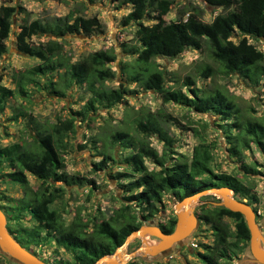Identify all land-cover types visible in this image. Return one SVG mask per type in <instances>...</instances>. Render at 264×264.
Returning <instances> with one entry per match:
<instances>
[{"label":"trees","instance_id":"obj_1","mask_svg":"<svg viewBox=\"0 0 264 264\" xmlns=\"http://www.w3.org/2000/svg\"><path fill=\"white\" fill-rule=\"evenodd\" d=\"M84 1L94 0H80L79 4ZM171 1L121 0L122 3H130L131 9L123 15L122 21L136 24L134 36L137 45L122 43L121 51L135 56L130 60L117 62L119 82L115 86L105 84L106 80L114 76L112 62L116 59V53L106 48L91 51L79 60L64 65L65 69L55 79L47 80V92L63 96L73 84L81 85L88 96L76 114L85 118L89 111L98 107L107 108L124 102L125 95L129 92L127 85L134 82L144 90L157 93L162 102L179 103L196 113L208 112L225 121L223 127L229 155L240 156L242 149L250 143L264 153V113L256 117L248 115L226 91L197 87L194 79L188 76L177 86L165 85L164 71L153 60L157 56L174 57L187 47L202 50L205 46L210 59L223 72L238 73L252 84H258L262 80L264 88V54L245 37L264 39V0H202L207 5L223 9L208 22L199 18L195 6L186 9L175 20L165 21L163 16ZM16 12L23 13L24 8L20 5L0 4V56L5 51V39L10 31L12 14ZM145 15H149L153 22L145 24ZM99 27L100 22L96 16L74 15L73 9L60 16L24 19L14 38L15 46L18 51L36 57L38 62L12 74L14 88L0 84V109L6 97L14 92H26V86L33 83L36 76L50 73L61 64L58 62L59 58L54 56L61 49V44L54 38L71 33L88 34ZM38 34L48 35L50 38L37 43L31 41V36ZM234 34L239 36L237 41L231 39ZM197 72L204 78L212 75L214 70L203 63ZM170 121V115L163 110L152 112L138 107L126 112L118 126L103 139H97L102 142L101 164L109 158L108 149L111 145L118 144L130 149L125 154L124 161L137 175L122 184L121 188L126 192L131 191L125 196V200L133 201L138 208L146 211L139 217L146 219L153 216L161 195L168 192L181 199L202 189L225 186L232 190L235 198H246L249 205L256 201L250 188L239 177L230 173L213 172L210 167L213 144L203 141L198 128H190L200 139L192 146L190 156L182 153L170 156L174 142L167 130V123ZM34 130L35 134L29 141L13 142L0 147V157L6 159L11 168L6 175L17 182L22 190L15 208L18 211L27 210L35 221L31 228L21 229V237L14 236L7 228L8 233L25 249L38 244L46 234L52 235L57 245L73 255L72 260L61 264H91L98 257L112 253L130 231L141 225L137 212H124V208L128 206L120 207L107 219L102 218L95 223L91 234L84 231L86 223L82 221L78 211L69 225H66L60 213L49 206L57 189L45 191L46 186L40 190L32 189L25 173L28 172L43 182L51 179L73 184L85 180L93 184L90 179L67 174L63 170V154L68 147L67 135L74 130V118H57L48 125L40 123L34 125ZM137 135H156L162 143L161 152L158 154L153 147L140 141ZM144 159L158 168L148 169ZM167 159L173 161L166 164ZM241 168L244 173L256 172L255 168L242 161ZM214 208L217 215L235 220L234 229L230 231L226 223L218 220L211 223L213 243L206 245L205 251L199 253L203 264H219L220 258L241 251L248 242V231L242 216L222 206ZM252 209L256 213V209ZM174 221V217H171L166 226L160 225L162 231L170 232Z\"/></svg>","mask_w":264,"mask_h":264},{"label":"rangeland","instance_id":"obj_2","mask_svg":"<svg viewBox=\"0 0 264 264\" xmlns=\"http://www.w3.org/2000/svg\"><path fill=\"white\" fill-rule=\"evenodd\" d=\"M79 1L0 0L1 5H20L24 8L23 13L12 14L10 31L5 39V51L0 56V84L11 89L14 88L12 74L38 62L36 57L18 51L15 46L14 38L24 19L60 16L73 9L74 15L80 14L85 17L94 15L100 22V27L88 34L71 33L61 38H54L61 44V49L54 55L57 59L59 58L58 62L61 64H58L56 70L50 73L36 76L34 82L26 86V92H14L6 97L0 109V147L13 142L29 141L35 134L34 125L40 123L48 125L57 118L72 116L74 130L67 135L68 147L63 154V170L67 174L90 179L93 184L85 180L73 184L51 179L43 182L26 172L28 185L36 190L43 189L44 186H46L45 191L57 189L49 205L50 208L60 213L66 225H69L78 211L82 221L86 223L84 231L90 234L95 223L102 218L107 219L116 209L126 206L128 207L124 208V212L136 211L141 224L152 222L166 226L171 217L175 220L174 207L180 199L169 192L164 193L161 195V201L156 204L157 211L153 216L146 219L139 217L146 211L138 208L133 201L125 200V196L131 191L126 192L121 188L122 184L137 175L124 161L125 154L130 149L118 144L111 145L108 149L109 158L101 164L102 142L97 140L103 139L106 134L116 128L125 113L132 109L143 107L152 112L163 110L171 117V121L167 123L168 133L174 139L171 146L173 153L170 156L175 157L177 153H182L189 157L192 146L200 141L190 128H198L203 141L213 144L210 161L213 172L236 175L245 186L250 188V193L254 194L256 201L250 206L256 209L255 221L260 225L258 226L264 237V153L250 143L248 147L242 149L240 156L229 155L223 127L225 121L218 116L208 112L196 113L179 103L162 102L157 93L144 90L134 82L128 83L129 92L126 93L124 102L107 108L98 107L94 111H89L85 118L76 114L88 96L81 85L73 84L63 96H54L47 92L45 88L47 80L55 79L57 74L65 69L64 65L79 60L91 51L110 48L116 53V59L112 62L114 76L105 81L106 85L111 86L119 82L117 62L130 60L135 56L121 51L122 43L137 45L134 36L136 24L132 21L127 23L122 21L123 15L131 9L130 3H122L121 0H94L79 4ZM191 6L197 7L199 18L206 22L223 11L222 8L207 5L202 0H172L163 19L175 20ZM149 15L144 16L145 24L153 22ZM245 37L264 54V39ZM49 38L48 35L38 34L31 36V41L37 43ZM238 38L239 36L234 34L231 39L237 41ZM153 60L164 71L165 85L177 86L185 76H188L194 79L197 87L218 88L226 91L248 115L256 117L264 113L262 80L258 84H252L238 73L223 72L210 59L205 46L202 50L187 47L174 57L157 56ZM203 63L210 65L214 70L212 75L204 78L197 72ZM137 138L153 147L158 154L161 152L162 143L156 135H137ZM172 161L167 159L165 163L169 164ZM241 161L255 168L256 172L244 173ZM144 164L148 169L158 168L147 159H144ZM9 171L11 168L7 160L0 157V209L5 215L6 230L8 228L14 236L21 237L23 235L21 229L31 228L35 221L27 210L18 211L15 208L22 190L17 182L6 175ZM243 199L246 200V198ZM218 201L215 195L205 194L193 202L192 214L198 218L197 225L180 244H174L165 253L154 257L138 254L128 259L125 264L128 262L131 264H203L199 253L205 251L206 245L213 243L211 223L218 220L226 223L230 231L234 229L233 218L217 215L214 207L220 206L217 204ZM156 240L153 234L147 232L145 236L132 240L128 244V251H133L141 243L149 244ZM28 250L48 264H61L63 261L72 260L73 257L70 251L57 245L50 234L43 236L38 244L29 246ZM244 254H247L246 246L241 251L220 258L219 264H243L241 257ZM0 264L17 263L0 254Z\"/></svg>","mask_w":264,"mask_h":264},{"label":"water","instance_id":"obj_3","mask_svg":"<svg viewBox=\"0 0 264 264\" xmlns=\"http://www.w3.org/2000/svg\"><path fill=\"white\" fill-rule=\"evenodd\" d=\"M205 194L215 195L219 201L218 205L238 212L245 223L248 231L247 254L242 255L243 264H264V237L262 236L258 222L255 221V213L245 199H238L233 196L232 190L225 186L209 187L199 190L190 195L182 197L174 207L175 221L170 232L164 233L158 224L144 223L130 231L120 245L114 248L112 253L98 257L91 264H118L112 255L124 245H127L136 238H141L145 233L150 232L157 238L153 245L141 243L133 252L138 251L139 255L154 257L163 254L174 244H180L197 225L198 218L192 214V205L200 196ZM0 254L6 256L10 261L17 264H48L40 259L34 252L25 249L20 245L5 228V215L0 209ZM124 261L119 264H125Z\"/></svg>","mask_w":264,"mask_h":264},{"label":"bare ground","instance_id":"obj_4","mask_svg":"<svg viewBox=\"0 0 264 264\" xmlns=\"http://www.w3.org/2000/svg\"><path fill=\"white\" fill-rule=\"evenodd\" d=\"M146 234V233H145ZM145 234L143 236H145ZM142 236V237H143ZM129 244V243H128ZM128 244L127 245H124L122 247H120L118 249L117 252H115L113 255H112V258L113 260L116 262V263H122L128 259H130L131 257H135L136 255H138V251L136 252H133V251H128ZM154 243H149L147 245H153Z\"/></svg>","mask_w":264,"mask_h":264},{"label":"flooded vegetation","instance_id":"obj_5","mask_svg":"<svg viewBox=\"0 0 264 264\" xmlns=\"http://www.w3.org/2000/svg\"><path fill=\"white\" fill-rule=\"evenodd\" d=\"M197 217V216H196ZM158 226L160 227V225L158 224ZM174 226V225H173ZM161 228V227H160Z\"/></svg>","mask_w":264,"mask_h":264}]
</instances>
